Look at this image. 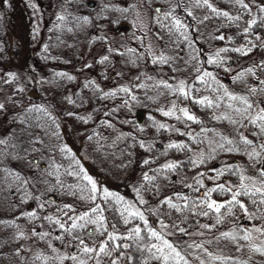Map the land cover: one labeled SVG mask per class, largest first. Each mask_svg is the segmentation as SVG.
Masks as SVG:
<instances>
[{"label": "trees", "instance_id": "16d2710c", "mask_svg": "<svg viewBox=\"0 0 264 264\" xmlns=\"http://www.w3.org/2000/svg\"><path fill=\"white\" fill-rule=\"evenodd\" d=\"M149 1L165 7L164 12L154 15L149 25V33L157 44L156 50L152 52L144 45L136 48H115L101 34L103 30L106 31L107 26L111 34L123 36L131 28L137 0H0V90L6 92L0 102L4 105L0 117L4 116L5 119L0 139L9 142L7 147L0 145V148H3L5 153L23 157L25 146L33 147L29 144L30 137L33 134L39 135L45 140V146L67 145L71 154L77 156L95 181V170L97 175L108 180L125 174L131 169L134 153L142 152L138 182L145 187L141 188L139 185V196L134 191H131L130 195L115 192L97 181L98 187L107 189L124 200H139L144 197L149 203H158L161 219L170 223L164 213L171 212L172 217L179 223L180 213L168 209L166 205H160L166 197L172 196L174 202L183 204L185 201H177L174 197L175 193H180L187 198L186 202L189 204L193 201L203 203L207 190L216 188L219 184H238L237 175L234 174L237 170L242 169L246 175L255 176L262 166L255 160H249L243 146L233 152L218 148V144L224 142L221 140L222 136L238 141L240 133L254 141L255 145L264 143V136L257 139L252 135L258 129H254L251 124L240 127L239 124L232 125L228 120L216 119L222 115L239 119L226 107L229 103L226 98L220 102L219 108L202 106L193 103V100L207 96L215 101L217 96L222 95V91L214 93L211 88L223 85L229 92L247 95L250 100L264 107V91H260L264 89V84L260 83L264 81V13L256 7L264 4V0H245L250 9H243L236 0H208L219 13L227 12L233 17L231 20L213 13L204 5L203 0H200L199 5L197 0H184L191 6L189 10L181 8L176 2L171 3V0ZM58 16H64L65 19L58 20ZM253 19L257 23L249 28L248 25ZM175 20H179L185 27L178 30ZM245 28H248L247 33ZM181 32L184 35H181ZM219 36L224 39H218ZM99 46L103 47V53L87 59L89 52ZM129 49L134 51L130 52ZM220 49L226 51L220 52L217 58L215 54ZM235 49L242 51L237 52ZM243 52H247V55ZM161 54L168 58L167 63H153ZM104 56H108V60L101 63ZM209 57L216 59L217 63L209 64ZM197 67L202 71L211 72L216 77V82L209 81L211 88L196 81ZM249 68L253 69L252 73L247 72ZM242 72L244 75L240 76ZM57 73H66L74 79L68 80L67 76H57ZM181 80L193 86L190 99H178L177 95L162 85L157 87L161 81L175 87ZM138 85L143 87H137ZM97 86L102 91H97ZM121 87L129 88L131 95L136 96L137 100L133 101L129 94L118 91ZM250 88L257 89L255 94L249 91ZM111 91H116V95L103 98V93ZM29 92H32L33 96H30ZM125 100L130 103L129 107L124 104ZM168 100L176 102L175 114L171 117L163 115L160 111H168L160 106ZM33 107L47 108L56 118L58 128H55V131L58 133V139L50 140L42 131L32 127L35 123L47 127L42 113L27 112V109ZM181 108H186L199 123L186 120L179 111ZM137 112H142L140 122L135 117ZM68 113L74 115L69 116ZM80 117L88 122L84 123ZM105 121L112 127H108ZM159 124H164L166 128H159ZM89 136H92L91 140L88 139ZM75 137L82 138V145L76 142ZM141 142L144 143L143 148L140 146ZM170 144L186 147L170 148ZM80 149L86 151L88 157L83 156ZM257 151H260L258 147ZM201 153L204 154L205 162L198 166L193 165L191 161L200 157ZM35 158L39 160L40 165L43 164L41 168L47 165V159L41 158L39 152L27 156L28 160ZM56 159L65 165L68 164L62 154H57ZM145 159L150 163L143 164ZM259 159L264 161V153ZM168 163L178 167L167 170L163 166ZM229 165L232 166V172L228 170ZM3 166L13 172H19L23 177H31L32 183L21 185L11 176L5 178V173L0 171V222H3L0 223V264H24L27 260L33 262L32 257L40 252L49 256L56 255L48 248V243L59 249V254L63 249L66 253H76V242L70 243L71 238L63 231H53V227L43 217L52 215L66 221L67 217L60 216L57 212L58 207L64 204H70L74 208L81 205L89 207V204L78 198L80 193L73 196L63 188L36 182L35 177L39 170L23 160H15L6 155L3 158ZM214 169L221 170L224 174L218 175ZM144 173L154 177L152 183L142 179ZM200 173L204 175L200 176ZM173 176H176V179H173ZM46 178L50 185H55L53 178ZM197 179L203 182V187L197 183ZM61 180L71 185L82 183L63 174ZM49 194L55 196L56 200L52 203L47 201ZM230 198L231 194L227 192L216 191L211 195V199L218 203ZM238 199L245 203L250 212L257 210V205L252 203L251 198L241 196ZM97 202L104 206L100 200ZM58 203L61 205L57 207ZM41 204L44 208L40 207ZM133 205L137 208L141 206L140 203ZM120 207L123 206L109 205L104 216L107 218L108 229L113 230L111 225L116 224L119 233H126L117 210ZM221 211L224 214L223 223L209 231L200 228L197 221L199 224L215 225L216 213L209 210V216L203 217L193 216L185 210L183 216L186 224L180 226L187 227L189 233H203L182 235L178 232L179 244L198 236L211 242V246L206 244L204 249L215 256L232 257L234 260L248 261V264H264V256L251 253L247 247L237 251L236 246L228 240H217L221 232L231 231L234 227L252 228L264 221L259 217L249 220L238 205L232 207L233 215L228 214L226 209ZM31 212H35L38 218H27V214ZM151 219L150 225L155 224L159 228L156 218ZM139 223L138 220L133 221L128 227ZM34 227L37 232H51V236L43 241L33 237ZM21 233L24 238H20ZM82 235L88 243L87 231L82 232ZM56 236H62L64 239L57 240ZM27 239L36 245L39 251L24 259L22 245ZM222 241L230 246L225 253L222 252ZM125 242L132 245L131 264H143L142 254L135 250L133 241ZM239 243L244 244L243 241ZM17 249H20L19 255L15 254ZM190 250L181 251L186 256L192 252ZM198 251L192 252L194 262L209 259L204 250L201 251L202 256L198 255ZM249 256L252 257L251 260ZM36 264L40 262L37 261ZM64 264H72V261L66 260ZM210 264L221 262L210 261ZM228 264H232V261Z\"/></svg>", "mask_w": 264, "mask_h": 264}, {"label": "snow or ice", "instance_id": "6c2138e0", "mask_svg": "<svg viewBox=\"0 0 264 264\" xmlns=\"http://www.w3.org/2000/svg\"><path fill=\"white\" fill-rule=\"evenodd\" d=\"M200 0H197V4L199 5ZM204 5L209 8L213 13H217L218 15H223L228 19H233L230 17L227 12L219 13L216 8H214L208 0H203ZM236 3L239 4L243 9H250V5L245 3V0H236ZM260 12L264 13V4L256 5ZM123 11H127V9H123ZM159 12V9H156ZM170 15V14H165ZM191 15V12L188 13ZM58 20L63 21L65 19L64 16H58ZM207 19V17H206ZM235 19H239V17H235ZM87 20V18H85ZM177 29H182L185 26L181 24L179 20L174 21ZM257 22L255 19L251 20L248 27H252ZM245 33H247L248 28H245ZM181 35H184L181 32ZM186 38V36H185ZM218 39L223 40V36H219ZM259 39V37H257ZM109 51H113L109 49ZM129 51H134L133 49H129ZM226 49H220L215 56L218 58L220 56V52H224ZM237 52H241V49H235ZM243 54L247 55V52H243ZM196 59V57H193ZM108 60V56H104L100 61L103 63ZM168 58L164 55H160L157 59L153 60V63H167ZM209 64L217 63V60L213 57H209ZM86 67H91V65H86ZM195 71L198 73L196 76V81L206 85V87L211 88L209 81L216 82V77L207 70H201V68L197 67ZM248 73H252L253 69H247ZM57 76H67L68 80H73L74 77L67 75L66 73H57ZM119 75V74H118ZM240 76H243L244 73H240ZM139 79V77H137ZM151 79V77H149ZM94 83V82H89ZM261 84H264V81H260ZM163 86L164 88L171 91L173 94L177 95V98L190 99L191 93L193 91V86L186 83V81L181 80L179 83L173 87L172 84L167 82H160L159 86ZM88 85H85L87 87ZM137 87H143V85H138ZM97 91H102L97 86ZM118 91H122L126 94L130 95L131 100L136 101L137 97L131 95V91L127 87H121ZM212 92L222 91L221 96H217L215 101L209 99L207 96L193 100V103H197L202 106L207 107H215L219 108L221 106L220 102L225 98L229 103H227L226 107L239 119H232L228 115H222L216 117L217 120H228L232 125L239 124L240 127H247V124H251L254 129H258V131H254L252 135L256 136L257 139H260L261 136H264V107H260L259 103L252 101L249 99L247 95L234 94L228 91L227 88H224L223 85H219L218 88H211ZM249 91L253 94L257 91L256 88H250ZM260 91H264V89H260ZM116 91H111L107 93H103V98H107L108 96H115ZM151 99V98H150ZM124 104L127 106L128 101L125 100ZM173 108L165 111L160 109L163 115L165 116H173L175 114L176 102L173 101ZM4 109V105L0 104V111ZM38 112L42 113L43 118L45 119V124L41 125L40 123H35L32 125L33 128L39 129L43 132L44 136L50 140L58 139V133H56L55 128H58L56 125V118L51 115V113L47 110V108L42 107H33L27 109V112ZM183 113V117L188 121H193L199 123L197 118L190 114L186 108L179 109ZM69 116L74 115V113H68ZM84 123H87L88 120L80 117ZM180 119V117H177ZM48 121H51L49 124ZM23 123V121H22ZM108 125V127H112L110 123L107 121L104 122ZM155 123V122H154ZM55 126V127H53ZM159 128L164 129L166 126L164 124H159ZM143 130V129H141ZM201 131H207L205 129H201ZM89 140L92 139V136L88 137ZM223 143L218 144V148L221 150H225L227 152H233L240 150V146H243V150L245 154L248 156L249 160H255L258 163H261L262 166L257 170L255 176H248L245 174L244 170H237L234 174L237 175L238 184L236 185H225L219 184L216 188H212L207 190L204 193V202L196 203L195 201L192 204L187 203V198L182 196L180 193H175L174 197L177 201H185V203L180 204L174 202L172 196L166 197L163 201L160 202V205H166L168 209L175 211L176 213H180V222L177 223L175 219L172 217L171 212H166L164 215H167L170 223H166L163 219L160 218V214L158 212V208L152 210V215L157 217V223L159 224V228L155 226V224H149V220L146 218L144 211L139 208H136L133 204L128 203L124 200L123 197L116 195L108 191L107 189H100L97 185V182L93 179L91 175L88 174V171L81 164L80 160L77 156L71 154V149L67 145H56L51 144L45 146V140L41 138L39 135L33 134L30 137L29 144L33 145V147H27L23 149L25 152V156L12 155L11 153H5L3 148H0V171L5 173V178L11 176L15 181H19L21 185H27L32 183L31 177H23L19 172H13L9 170L7 167L3 166V158L5 156H11L12 159L15 160H23L31 167L38 169V173L35 177L36 182L44 183L46 186L50 187H58L63 188L66 191H70L73 196H76L77 193H80L79 199L87 204V207L84 211L77 212V210L70 204H64L62 207L57 208V212L60 216L67 217V220H62L59 217H53L52 215H48L43 217V219L47 220L49 225L53 227V231H63L68 234L71 238L69 241L76 242L75 247L77 249L76 253L68 252L64 254H59V249L52 246L51 243H48V248L52 253L56 255L49 256L44 252H40L32 257L33 264H36L37 261L40 264H50V262H54V264H64V261L70 260L72 264H89V261H93L94 264H103L104 258H108L111 261V264H117L119 259L126 258L131 264L132 257L126 256V252L128 249L132 247L129 243L125 241H133L135 245V250L142 254L143 264H189V260L183 254V252L178 249V247L172 243L169 239V235H174L175 232L171 231V229H175V231L179 232L182 235H196V233H189L187 227H181V224H186V219L183 216L185 210L191 212L193 216L199 215L203 217L209 216V210L217 214L215 225H207V224H199L198 225L202 229H206L211 231L213 227L216 225H220L223 223V213L222 209H226L228 214L233 215L232 207L238 205L239 209H241L244 215L249 219H256L259 217L262 221H264V161L261 159V154L264 153V143H260L259 145H255L254 141L248 139V137L244 136L243 133L239 134V140L229 139L227 137H221ZM211 142V141H210ZM9 142L5 139H0V145L7 147ZM35 145H41L43 147H35ZM225 145L228 147L226 148ZM140 146L143 148L144 143L141 142ZM15 147V146H13ZM170 148H183L185 145L181 144H170ZM257 147L260 151H257ZM39 152L40 157L47 159V165L41 168L40 162L38 159L28 160L27 156L29 154H35ZM57 154H62L67 160L68 164L65 165L62 162L57 161ZM193 165L198 166L205 162L204 154L201 153L200 157L191 161ZM150 161L145 159L143 164L147 165ZM167 170H173L178 167V165L173 163H168L163 166ZM229 172H232V166H227ZM63 168V173H61V169ZM159 171V170H156ZM218 175H223V171L214 169ZM66 175L73 177L78 182L77 185L65 184L61 180V175ZM203 176V173L199 174ZM46 177H51L55 180V185H50L49 180ZM144 181L148 183H152L154 177L148 176L147 173L143 174ZM197 183L203 187V182L197 179ZM141 188L145 187L144 184L140 185ZM187 187H192V185H187ZM19 190V188H18ZM47 190V189H46ZM140 189H137V194L139 196ZM219 191L221 193H230L231 198L223 203H218L215 200L211 199V195L213 192ZM247 196L252 199V203L257 205V210L250 212L246 207L245 203L241 202L238 197ZM103 201L104 206H101V203L97 201ZM139 202L141 204H146L147 201L140 197ZM122 205L123 207L118 208L120 219L123 225L126 228V233H119L116 224H112L111 228L113 231H109L108 226L106 224L107 218L104 216V212L109 205ZM41 208H44V205H40ZM195 209H199L196 211ZM69 213H73L70 215ZM23 215V214H22ZM27 218H38L36 217L35 212H31L27 214ZM139 221V224H135L132 227H128L133 221ZM3 223V222H0ZM141 224L143 227H141ZM10 226V225H9ZM91 226V227H90ZM87 231L88 239L92 241V244L89 245L85 242V239L82 235V232ZM105 234H107L105 236ZM202 235V233H200ZM32 236L38 238L39 240H47L49 236H51V232H37L35 227L32 230ZM105 237L100 240L99 243L93 237ZM20 238L23 237V233H21ZM55 239L63 240L62 236H56ZM228 240L236 246L237 251H242L244 247H247L248 250L253 254H258L260 256H264V223L259 224L258 226H253L252 228H236L234 227L231 231H224L219 234L217 240ZM239 241H243L244 244H240ZM189 248L203 249V244H189ZM121 249H124V252L120 253V256L113 257V252H119ZM205 254L209 257V260L212 262L220 261L221 264H228L229 261H232V264H248V261L242 260H234L232 257H219L215 256L212 253L208 252L206 249H203ZM20 249H17L16 255H19ZM251 256H249V260H251ZM199 259V257H197ZM200 264H204V261L201 260Z\"/></svg>", "mask_w": 264, "mask_h": 264}, {"label": "rangeland", "instance_id": "374dc122", "mask_svg": "<svg viewBox=\"0 0 264 264\" xmlns=\"http://www.w3.org/2000/svg\"><path fill=\"white\" fill-rule=\"evenodd\" d=\"M176 2L177 5H180L181 8L183 9H190L191 6L189 5V3L187 4L184 0H171V3ZM160 6V11L164 12L165 11V7H163L162 5H158V4H152L149 0H137V2H135L134 5V11H133V16H132V25L131 28H129V30L121 37L116 36L114 34H111V32L109 31V27L105 26L106 31L103 30L101 32L102 35H104L107 40L109 41V44H111V46L113 47H117L119 49L122 48H136L138 46L144 45L145 48L150 52L155 51L157 44L155 42V40L152 38L151 34L149 33V25L151 23V20L153 19L154 15L156 14V12L154 11V6ZM167 8V7H166ZM50 14L47 12V16H49ZM122 30V28H121ZM103 47L99 46L96 47L93 51L89 52V55L87 56V59H91L93 57H97L99 55H101L103 53ZM1 57V56H0ZM2 92V93H1ZM3 94V95H2ZM6 94V92L4 90H0V102H2L3 97H5L4 95ZM2 95V96H1ZM30 96H33L32 92H29ZM262 97L264 98V94L262 95ZM172 100H168L166 102H163L160 106L161 107H165L167 110H170L171 108H173V104H172ZM127 106H130V103L127 104ZM132 112H127V114H131ZM135 116H137V121L140 122L141 118H142V113L138 112L135 114ZM4 116L3 118L0 117V133H2V127H3V123H4ZM76 138V142H79L80 145H82V138L81 137H75ZM82 155L88 157V153L84 150H81ZM143 154L142 152H138V153H134V157L132 159L131 162V169L126 171L125 174L117 177L116 179H105L103 176L97 175V170H92L94 171L93 173L96 175L95 177L97 178L98 183H102L103 185L106 186V188L110 189V190H114L115 192H119L122 193L124 192L125 195L127 194H131V191L137 193V189L140 185V182H138V177H139V167L141 165L142 162V158ZM43 164H41L42 166ZM130 171V172H129ZM173 179H176V176H173ZM96 181V182H97ZM97 183V185H98ZM143 199L145 201H147L146 204H141L140 205H145L148 208V212L149 214H151L152 217L156 218L155 221H157V217L152 215V211L154 209L158 208V212L160 211L159 209V204L155 203V202H151L149 203V200H147L146 198L143 197ZM102 204L104 203L103 201ZM60 206L61 204H57ZM83 205H81L82 207ZM78 206L77 208H75L77 210V212H81L84 211L86 208ZM91 227V226H90ZM173 232H175L174 235H169L168 239L174 243L178 249L183 250V251H188L189 249H191L190 251L195 252L197 250L198 251V255L202 256L203 254L201 253V251H203L204 249V245L208 244L210 245V241H208L207 239L203 240L198 238V236L195 237H191L189 240H186V242L182 243L181 245L179 244V240H178V232L174 230H171ZM192 233H203V232H192ZM107 234H105L106 236ZM105 237H93V239H95L97 241V243H99L100 240L104 239ZM206 238V237H205ZM220 243V242H219ZM88 244L91 245L92 241L88 240ZM189 244H203V249H196V248H189L188 245ZM223 244V248H222V252H226L227 248H230V246L226 245V243H224L222 241ZM211 246V245H210ZM22 248L24 249V254L23 258L24 259H28L30 256H32L34 254L35 251H39L36 247V245H33L32 242H30V240L27 239V241H25L22 245ZM124 249H121V252H124ZM192 252H189L186 254V258L190 259L191 261L194 262V256L192 254ZM66 253L65 250H60V254H64ZM120 253H116L113 252V257H118L120 256ZM132 254V250L128 249L126 252V256H130L131 257ZM196 262H194L195 264H200V259L199 260H195ZM204 264H210V260L207 258V260H203ZM128 259L123 258V259H119L117 261V264H128ZM24 264H33V262H30L29 260H27ZM89 264H94L93 261H89ZM103 264H111V261L108 258H104L103 260ZM189 264H193L191 262H189Z\"/></svg>", "mask_w": 264, "mask_h": 264}, {"label": "flooded vegetation", "instance_id": "af4514ba", "mask_svg": "<svg viewBox=\"0 0 264 264\" xmlns=\"http://www.w3.org/2000/svg\"><path fill=\"white\" fill-rule=\"evenodd\" d=\"M125 201H127V202L130 203V204H133V203H137V204H139V203H138V202H139L138 199H125ZM136 208H137V207H136ZM138 208L141 209L142 211H144L146 218L149 220V222H151V220H152L151 218H154V217H152L151 214H149L147 206H145V205H141V206L138 207ZM149 217H151V218H149ZM149 224H150V223H149ZM109 231H113V230H110V229H109Z\"/></svg>", "mask_w": 264, "mask_h": 264}, {"label": "water", "instance_id": "95a60500", "mask_svg": "<svg viewBox=\"0 0 264 264\" xmlns=\"http://www.w3.org/2000/svg\"><path fill=\"white\" fill-rule=\"evenodd\" d=\"M156 9H159V7H155V11H156ZM157 13H159V12H157ZM48 200L49 201H53L54 200V196L53 195L48 196Z\"/></svg>", "mask_w": 264, "mask_h": 264}]
</instances>
